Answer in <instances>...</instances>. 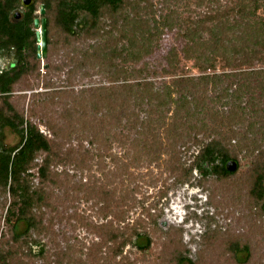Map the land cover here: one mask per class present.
I'll use <instances>...</instances> for the list:
<instances>
[{"label": "rangeland", "instance_id": "1", "mask_svg": "<svg viewBox=\"0 0 264 264\" xmlns=\"http://www.w3.org/2000/svg\"><path fill=\"white\" fill-rule=\"evenodd\" d=\"M220 1L224 4L231 2ZM147 2H143L146 4L142 7L143 11L154 14L161 21L170 9L175 10L180 24L159 30L154 25V33L150 37L152 41H149L146 53L138 56L139 62L133 63L132 55L120 53L112 59L102 57L94 64L87 60L72 83L68 82L65 71L62 81L58 75L54 78V87L41 84L34 89L16 91L18 94L26 92L27 110L32 92L65 89L69 99L63 104L53 103L48 111L59 113V119H62L60 113L67 110L74 111L76 118L85 113L87 115L85 120L77 121L73 133L65 128L63 135L55 137L66 145L65 148L74 147L80 150L79 153L84 152L86 157L80 166L69 162L51 167L56 180L49 185L53 193L51 204L44 208L48 229L33 232V238L39 244H33V254L28 251L21 254L26 263L42 264L46 255V262L49 259L50 264H57V260L63 264H93L95 254L97 264H120L119 261L126 256L133 264H169L166 256L172 254V237L179 241L177 247L188 250L189 257L199 260V264H238L218 243L242 236L249 238L253 249V259L247 264H264V214L259 207L247 204L249 187L245 184L250 169L264 150V91L259 88V83L264 82V74L261 73L264 63H254L244 71L226 67L223 62L217 63L216 68L206 63L202 64L204 67L198 66L194 59H188L183 54L186 39L179 33L184 30L185 22L199 18L203 10L211 6L209 1L206 4L202 0H149L150 5ZM129 13L132 14L131 11ZM134 34L141 36L138 30ZM116 36V32L109 33L106 39H99L109 54L114 50L120 52L124 44H129L128 39L120 41ZM8 42L3 41L5 45ZM80 47L86 51L89 41L82 42ZM173 49L178 52L177 71L170 67L168 59ZM66 51L62 49V56L69 59L67 55L70 53ZM80 57L85 59L83 53ZM13 61V56L0 55V68L9 66ZM73 65L69 59V66ZM118 66L126 69L125 76L121 73L116 77L119 72L112 74ZM140 68L142 71L136 72ZM207 74L217 76V79L207 83L202 81L200 77ZM179 77H191L196 85L193 91L175 92L176 97H186L191 105L181 107L177 117L175 102L160 107L159 101L151 100L148 92L141 90L137 92L144 96L136 99L131 117H124L122 122L108 121L105 124L104 117L111 115L108 113L110 108L100 106L102 108L97 109L92 101V95L99 87L140 81L149 83L156 91L163 90L166 84ZM246 81L255 93L254 96L249 93L242 96L245 108L240 112L244 118L240 120V117L234 116L230 123L218 124L211 118V112L230 118L235 102L232 95L238 85ZM251 96L260 97L261 104L256 106V100L250 104ZM43 111L47 110L38 109L35 120L42 130L47 131L42 123ZM70 118L68 116V120L62 119L60 123L67 125ZM195 133L206 140L222 133L227 136V143L238 154L240 164L234 180L220 182L217 176L204 178L196 169L188 179L180 178L183 169L192 163L200 150L201 146L192 139ZM2 134L1 142L7 147L17 146L21 141L20 134L9 127H5ZM145 140H156L162 145H154L158 143L152 141L146 149ZM88 153L90 156H87ZM41 158L38 160L41 161ZM31 171L36 173L33 180L39 183L37 168ZM87 188L97 192L102 190L104 194L101 199L89 198L85 193ZM4 201L0 194V204ZM1 210L0 206V213ZM4 213L2 217L0 214V238L8 227ZM110 221L118 228L148 231L154 240V246L147 254L148 259L141 258V252L130 244L124 248L122 255L114 259L103 236L93 226ZM208 232L213 233L210 243L205 241ZM217 233H221L222 239L216 238ZM42 244L46 248L45 255L40 254ZM98 244L101 248L95 249ZM25 250L29 249L26 247Z\"/></svg>", "mask_w": 264, "mask_h": 264}, {"label": "trees", "instance_id": "2", "mask_svg": "<svg viewBox=\"0 0 264 264\" xmlns=\"http://www.w3.org/2000/svg\"><path fill=\"white\" fill-rule=\"evenodd\" d=\"M146 1H148L147 5H150L149 0H33L31 5L24 6L22 0H0V55L13 56L14 60L9 66L0 68V194L5 200L0 204L2 208L0 214L2 217L5 210L4 219L8 226L0 238V264H29L21 257V254L24 251L33 254V244H39L33 238V232L38 233L48 229L44 221V208L51 204L53 193L51 194L49 185L56 180L51 167L69 162L80 166L86 157L84 152L79 153L80 150L74 147L65 148L66 145L57 139L63 135L65 128L68 129L67 132L73 133L77 121L86 119V113L79 115L78 118L75 117L74 111L67 110L66 113H60L63 120H68V116L72 117L67 125H63L60 123L62 119L57 117L59 113L55 114L54 110L48 111L51 110L53 103L63 104L69 99V94H66L68 91L51 89L32 92L27 110L25 108L26 92L18 94L16 91L34 89L41 84L45 87H54L56 82L54 78L58 75L59 80L62 81V74L65 71L68 82L72 83V79L78 75L81 67L84 68L83 64L87 60L94 64L102 57L112 59L114 58L112 56L120 53V55H132L133 63L139 62L138 56L146 53L150 45L149 41H152L150 37L153 36L154 25L159 30L161 27L173 28L174 25L180 24L178 15L174 14L175 10L170 9L161 21H158L154 14L149 12L150 15L143 11L142 7L146 5L143 2ZM202 1L206 4L209 1L211 6H207L199 18L185 22L187 24L184 30L179 33L186 39L182 49L185 57L194 59L200 67H204L202 64L206 63L211 68H216L217 63L223 62L224 66L241 71L254 63H264V0H231L229 4H224L220 0ZM43 5L44 13L41 12ZM17 12L21 13L19 17ZM43 17L47 22L48 48L46 56L39 57L35 19ZM137 30L141 33L140 37L133 35ZM115 32L116 39L120 41L128 39L129 44H124L120 52L114 50L109 54L99 39H106L109 33L115 34ZM4 40H9L8 44L5 45ZM93 40L97 41L93 43ZM85 41H89V48H86V51L80 47V44ZM62 49L70 53L67 56L72 60L73 67L69 66V59L65 55L62 56ZM80 53H83L85 59L80 57ZM168 59L170 67L177 71L176 49L171 51ZM123 68V66L116 67L112 74L119 72L115 74L116 77H119L121 73L125 76L126 69ZM141 71V68L136 70L138 73ZM247 73L248 71L245 74ZM261 73L264 74V70ZM200 78L207 83L211 79H217V76L207 74ZM194 81L191 77H179L172 83L166 84L163 90L156 91L149 83L140 81L121 83L109 88L99 87L95 89L92 101L97 109L103 106L110 108L108 113L111 115L104 117L105 124L122 122L124 117H131L136 99L144 96L138 94L137 91L141 90L148 92L147 96L151 97V100L159 101L160 107L175 102L178 107L175 112L177 117L181 107L191 105L186 97H176L175 92L193 91L196 85ZM259 88L264 91V82L259 83ZM244 93L251 95L255 93L247 81L241 82L232 95L235 102L230 118L216 116L212 112L211 118L218 124L230 123L234 116L240 117V120L244 118L240 112V109L245 108L242 104ZM251 98L250 104H254L255 100L256 106L261 104L260 97L251 96ZM41 107L47 110L43 111L41 117L47 131L42 130L35 120L37 111ZM5 127L20 134L21 141L17 146L7 147L2 144V133ZM192 139H195L201 147L192 163L183 169L184 173L180 178L188 179L196 169L204 178L217 176L220 182L235 179L240 167L238 154L228 145V138L224 133L209 140L200 138L195 133ZM145 141L144 147L148 149L149 144L156 140ZM156 143L158 144L154 145H162L160 142L156 141ZM40 156L41 161L38 160ZM87 156H90V153ZM230 160L238 163L235 170L227 168ZM35 167L38 170L39 183L33 180L36 178V173L31 169ZM250 170L245 183L249 187L247 204L249 207H259L260 212L264 214V150L261 151ZM85 193L89 198L98 199H101L104 194L102 190L97 192L89 188L85 190ZM119 217L121 218L122 215ZM93 226L103 236L114 259L122 255L124 248L129 244L141 252L143 256L141 258L148 259L147 254L154 246V240L146 230L118 228L112 221ZM211 234L213 233L206 234V242H211ZM216 236L222 239L221 233H217ZM170 238V241L173 240L170 243L172 254L166 256L169 264L201 263L197 259L190 258L186 252L188 250L184 251L177 247L179 241ZM221 242L218 245L223 247L226 254L232 256L238 264H247L253 259V249L249 238L236 236ZM26 247L29 250H25ZM94 248L101 247L98 244ZM45 251L46 248L42 244L40 254L45 255ZM163 255L167 254L163 253ZM44 258L42 264L51 263L49 259L46 262V255ZM93 259V264H97L95 254ZM130 260V257L126 256L119 262L133 264ZM57 264H63V262L57 260Z\"/></svg>", "mask_w": 264, "mask_h": 264}, {"label": "water", "instance_id": "3", "mask_svg": "<svg viewBox=\"0 0 264 264\" xmlns=\"http://www.w3.org/2000/svg\"><path fill=\"white\" fill-rule=\"evenodd\" d=\"M22 3L24 6H29L33 3V0H22ZM41 12H45V6H42ZM21 15L20 12H17V16L19 17ZM35 25L37 27V39L39 42V51L38 56L44 57L47 54V48H48V40H47V22L45 17L43 18H36L35 19ZM238 167V163L235 160H230L227 163V168L229 170H235Z\"/></svg>", "mask_w": 264, "mask_h": 264}]
</instances>
